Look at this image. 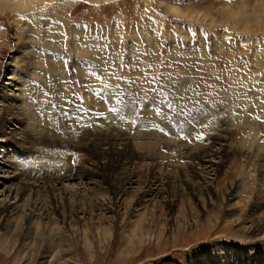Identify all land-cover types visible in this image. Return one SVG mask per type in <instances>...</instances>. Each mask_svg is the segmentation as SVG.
I'll return each mask as SVG.
<instances>
[{
  "label": "rangeland",
  "instance_id": "rangeland-1",
  "mask_svg": "<svg viewBox=\"0 0 264 264\" xmlns=\"http://www.w3.org/2000/svg\"><path fill=\"white\" fill-rule=\"evenodd\" d=\"M2 56L5 58L1 64L4 67L0 72V84L9 80L7 76H18L17 86H23L26 92H30L25 93L28 96L35 95L47 79L46 74H50L49 66L57 61L58 74L61 75V78H57L60 81L57 78V81H48L47 86L75 91L85 109L103 114V118H117L124 122L126 117H135L133 114L136 112L150 114L154 111L156 114L159 108L162 114L158 118L161 119L162 116H173L174 102L177 106L198 109L193 118L199 121V132L192 131L190 136L187 135L188 139H169L171 135L165 134L166 130L158 125L160 131L155 126V130L168 135L167 138L164 136L166 141L161 144L165 152L171 151L170 155L164 157L166 163L169 162L165 170L171 175L183 174L179 177L183 181H186V166L179 157L183 151L179 145L191 144L201 138L203 142L211 139L216 134L208 131L216 122L227 120L225 125L239 131L224 142L226 147L233 149L224 155L220 168L218 164L217 176H212L215 179L212 180L209 200L213 204L201 207L196 199L192 200L193 203H187L188 210L193 208L192 212H198L199 218L178 223L182 227L180 232L176 231L178 226L165 224L157 212L159 226L158 230H154L157 238L153 233L150 237L146 235L149 240L139 245L128 241V237L133 236L131 230L136 223H132L122 213L123 210L118 221L110 218L106 223L96 224L95 219L88 216L94 213L88 203L93 200L95 187L112 185L126 170L131 173L129 175L144 171L145 164L153 157L141 154L143 151L138 147H142V143L126 146L112 141L105 144L103 140L90 138L88 140L94 142L86 149H75L69 155L68 152L63 153L62 158L53 157V152L48 153L51 151L49 149L62 148L51 144L45 137L36 144L37 147L40 145L37 152L27 144L0 147V201H16L23 206L28 199V192L20 199L15 197L17 182L7 177L13 175L10 166L17 161L27 167L34 165L33 174H27V177L24 172L21 174L23 178H29V181L40 186L51 181L55 188H60V193L54 196L58 201L55 205L61 212L60 216H67L70 201L84 202L86 205L85 217L82 215L81 221L77 219L70 224L77 235L59 240L63 250H71L63 254V259L70 260L67 264H72L73 259L78 264H83L84 260L87 264H195L207 262L209 253L217 251L214 244L222 240L232 244L242 263L264 264V235H251L233 222L237 217L254 213L253 208L258 205L264 208V185L261 182L264 178V0H0V60ZM206 59L214 61L211 66L200 65L199 62ZM28 78L37 79L38 83H31ZM230 87V90L240 89L244 95L236 97V100L229 99ZM123 89L141 92L142 98L135 108L121 110L118 95ZM175 89H180V96ZM152 92L159 93L160 103L152 102ZM181 96L190 99L181 100ZM209 101L211 106L207 105ZM236 101L237 106H242L239 110L235 106ZM3 104L0 98V106ZM166 105H172L171 112ZM257 106L261 110L255 108ZM253 108L256 111H252ZM0 115L4 120L9 116L7 112H0ZM166 117L161 120L172 121ZM11 121L15 129H25L27 121L21 116ZM139 121L140 118L136 123H130L132 132L136 124L140 129L146 122ZM1 138L4 141L5 138L0 135ZM171 139L177 140L174 143L178 145L166 146ZM235 145L241 149L234 151ZM195 156L199 157L197 153L190 157ZM218 159L213 158L215 162ZM199 161L196 159L192 163L198 171L202 166L197 163ZM93 162L95 168H88ZM64 168L68 169L65 174ZM70 172L73 173L72 177H67L66 174ZM59 174L65 177L53 179ZM235 180L236 188L232 192L236 195H230L229 201H226L225 196L221 197L218 192ZM46 183L44 185L47 186ZM178 183L180 187L183 186L182 181ZM136 186L138 184L135 183L132 188ZM8 187L10 192L6 190ZM42 192L39 201L44 205L49 204L51 198L45 190ZM158 199L155 201L158 202ZM230 203L237 205L235 211L229 210ZM105 211L107 215L112 214V211L111 214ZM71 218L75 219L73 216ZM22 222L21 217L19 223ZM246 225L249 226V222ZM93 226L101 230L102 242H97L96 235H91L92 243H84L80 228L90 230ZM29 242L22 240L20 233H13L7 245L13 243L12 246L21 251V246ZM40 251L33 252L30 255L33 257L24 264H48V258H40ZM209 257L216 259V256ZM9 258L4 260L2 257L0 264H10L12 261Z\"/></svg>",
  "mask_w": 264,
  "mask_h": 264
},
{
  "label": "bare ground",
  "instance_id": "bare-ground-1",
  "mask_svg": "<svg viewBox=\"0 0 264 264\" xmlns=\"http://www.w3.org/2000/svg\"><path fill=\"white\" fill-rule=\"evenodd\" d=\"M243 22L247 23L245 19H243ZM4 58L2 56L0 60V72L3 70V67H4V65H1ZM213 62L214 61L211 59H206L204 61L202 60L199 63L201 66H204V65L211 66L210 64H212ZM43 64L45 65V63ZM58 66H59V63L57 61H55L53 64L49 66L50 74H46L45 77H47V79L43 81L40 90L35 95L28 96L25 93H30V92H26L23 86L22 87L17 86V82L19 80L17 78L18 76L17 77H11L12 75L7 76V79L9 80L5 82L4 81L1 82L0 98L3 99L4 106H0V112L1 113L7 112L9 116L7 120H4L2 116L0 115V135L3 136V138H5L4 141L2 140V138L0 139L3 141V142L1 141L0 147L3 146L4 148H8V146L10 145H13V146L22 145L23 146V144L24 145L27 144L26 146L33 148L32 150H36L40 146L38 145L37 147L36 144H39V141H41V138L45 137L46 139L50 140L51 144H54L57 146L59 145L62 148V149H49L51 151L48 153L53 152L51 154L53 157L62 158L61 155H65L63 153L68 152L67 155H69L75 149L77 150L86 149V147H88L90 144H92L96 140H103L105 144H110L113 142H117L118 144L123 143V145H126V146H134L136 143H142L143 146L140 148L138 147L139 150L143 151L141 152V154L144 153L147 156L153 157L149 161V163L145 164L146 168L144 169V171L142 173L129 175L130 172L126 170L122 172L121 176H119L116 182L113 183L112 185L109 183L108 185L103 184V185L97 186V188L95 187L94 196L92 198L93 200L89 199L92 202L88 203L90 206L91 212H94L93 214L88 215V216L92 220L95 219L94 223L96 224H98L99 222H102V224L106 223L107 222L106 220L110 218L114 219L115 221H118V218L120 217L122 213L126 214L127 218L132 223L133 221L136 223V225H133V229L131 230L132 231L131 235H133L134 237L133 236L128 237L129 238L128 241L133 242L136 245H139L140 243H143V242L146 243L149 240L146 238V235L150 237L153 233L154 238H157V234L155 233L154 230L156 229L158 230L157 228L159 226L157 225L158 214L159 216H162L160 218L161 219L163 218V222H165V224H170V225L173 224V225L178 226L176 231L180 232L182 231L181 230L182 227H180L178 223L182 224L183 222L185 223L190 220H194L196 219V217L199 218V215H197L198 212L196 213L192 212L193 208H189L188 210L187 203L196 199V200H199L201 207H204V205L207 207L208 204H213L209 200V196H212L210 195L212 193L211 189H213L212 180L215 179V178H212V176L213 177L217 176L218 164L220 168L221 166L220 162H222L224 155L232 151L233 147L232 148L226 147V143L224 142H226L227 139L230 140L231 138L229 139V137L230 135L232 136L233 133H239L237 128H232V127H228L229 125L228 126L225 125L227 120L223 121V123L216 122L217 125L215 123L214 126L212 127L210 126L209 131H208V132H211L210 134H212L213 132H215L216 134L214 137H212L211 135L212 137L211 139H208L206 142H203V138H201L202 140L197 139L193 141V143L191 144L185 143V144L179 145V147H181V150H183L181 151V153H179V157L181 156L180 157L181 161H183V164L186 166L185 168L186 173L184 174L186 181H183L182 178L181 179L179 178L180 176L183 175L180 172H179L180 173L179 175H176V174L171 175L169 174V171L165 170V166L169 165V162L166 163V158L164 157L168 156V154L171 151L167 153L168 151L166 150L167 152H165L161 144H163V141H166V138L169 135V133H171L170 134L171 136H168L169 139L171 137V138L179 140L181 139L180 137H181L182 132L183 134H186V136L187 135L190 136L191 135L190 133L192 131L194 132L198 131L199 121L197 118H195L197 126H193L186 122L190 117L193 118V114L197 113L198 109H195L194 107L185 108L184 116L176 117L177 119H183L185 121V123H183L180 127L174 124L173 120L170 122L165 121V119L161 120L166 116L164 117L162 116L161 119H159L158 118L159 116L153 113L154 111L150 114H143L140 111L139 112L135 111L136 113L133 114L135 117H130V116L129 118L126 117V120L124 122L123 120L122 122H120L121 119L120 121H118L117 118L116 119H112L109 117L103 118L102 117L104 116L103 114H98L89 109H85V107L78 101L79 98L75 91H72L70 89L63 90L56 86H53V87L47 86L48 81H51V82L57 81L56 78L57 77L59 78L61 76L58 74L59 73ZM236 78L238 79V77ZM28 79H30L31 83H34V84L38 83L37 79H34V78H28ZM58 81H60V79H58ZM29 87L31 88V86ZM231 87L229 88V99L231 98L232 100H236V97L244 95V92L240 91V89L230 90ZM176 91L177 93H179L180 89H175V92ZM230 91H233V92H230ZM180 93L177 95L180 96L181 95ZM260 94L262 95V93ZM150 95L152 98L151 99L152 102L160 103L162 101V100L161 101L159 100V93L152 92V94L150 93ZM118 97L121 98L120 100L121 110H124L125 108H128V109L135 108L139 100L142 98V94L140 91H137V90L123 89L120 91V94L118 95ZM187 98L189 97H186V99ZM171 100H173V98ZM165 101L163 102L166 103ZM173 104L175 108L173 112V116H175L177 105L175 104V102ZM235 104L238 110L242 108V106H237L239 105L237 101L235 102ZM207 105L211 106L212 104L209 101ZM259 105H262V104H259ZM166 106H165V110H166ZM258 106L255 108L259 109L260 106L259 107ZM253 109L251 110L256 111V109L255 110ZM20 116L24 119V121L25 120L27 121V123L25 122L24 124L25 129L21 131L12 127L13 124L11 121V119H14V118L20 119ZM138 118H140L139 123H141L143 120H146V122H144V125L145 124L146 125L144 126L142 123L144 127L142 126L139 129V127H137V124H136L135 130L132 132L130 126L131 124H133V122L136 123L138 121ZM156 118L158 119L155 121L154 119ZM148 121L149 123H147ZM154 122L155 123L157 122V123L155 124ZM158 125L163 130H166V132L165 131L164 132L165 134H168L167 136H165V134L160 132L162 130L158 127ZM155 126L156 128H159L160 131L159 129L155 130ZM133 128L134 126L132 125V130ZM26 129H29V130H26ZM202 129L204 130V128ZM24 134H27L28 136ZM254 135L256 136V133ZM90 138L94 141L92 142L89 141ZM83 139H86V140L82 141ZM174 139L173 141L171 139L169 143L167 140L168 144L166 143L167 144L166 146L174 147V145L176 144L178 145V143L176 144L174 143L175 141H177ZM49 140H48V143H49ZM87 140L90 143L87 144L88 142ZM240 149H241L240 146L235 145L234 151L240 150ZM37 151L38 150H36V152ZM44 151L45 150H43V152ZM193 153H197V156L199 157H196V156L194 158L190 157ZM213 158L214 159L219 158L218 162H215ZM177 159L178 158H176V160ZM196 159L200 160L197 163L202 165L199 171L195 170V168L192 166V163L195 162ZM13 164L15 165L10 166L13 169L12 171L13 175L7 176V177L10 179H15V181L17 182V186L14 188L15 197H18V199H20L21 196L24 195L25 192H28V194H26L28 195V199L25 200L26 203L23 206L19 205L16 201H13V202H9L6 200L0 201V220H2V223L0 225V253L2 254L3 259L5 260L10 257L12 264H24L27 260H30L31 257H33V255L30 256L33 252H35L36 250H38L39 252L41 250L40 258H44V257L48 258V262H47L48 264H67L66 262L70 260L63 259V256L65 255L64 254L65 252L67 251L69 252L71 250H63L60 246L61 243L59 242V240L62 238L64 239V237H67V236L73 237L77 235V232L71 229L70 224L72 223V221H75L77 219L81 221L82 215L85 217L86 205L84 206L83 204L84 202L74 203L69 200L70 202L68 203V205L70 207L68 208L69 210L67 211V214H66L67 216L65 217L60 216L61 212L58 211L59 208H56V205H55V202L58 203V201L56 200V198H54V196L55 197L57 196V193H60L59 191L60 188L59 187L55 188L53 186V182L51 181H50V184H47L45 182L47 186L44 185L45 183L42 186H40L39 183L29 181L28 180L29 178L28 179L23 178L21 174L24 172H26L24 173L26 176L27 174L28 175L33 174V172L35 171L33 169L35 168L33 167L32 169V166L34 165H32L31 167H27V166L21 165L17 161ZM87 164H89V161L87 162ZM90 165L92 166L91 167L89 166L88 168L90 169L95 168L94 162ZM55 168L57 169L58 166H56ZM66 170L68 169H65L64 174ZM201 171H203L204 173L201 174ZM262 173H263V170H262ZM72 175H73L72 172H70L69 175L66 174L67 177H72ZM74 175H76V173ZM63 177L65 176L59 174L58 176H54L53 179L54 178L60 179ZM206 179H209V180L205 181ZM180 181L183 182L182 183L183 186L181 187L179 186V183H178ZM261 182H262V185H264V178L261 180ZM135 183L138 184V186H136V188L133 189L132 185ZM235 188H236V180L227 184L225 188H223L222 190H219L218 194L221 197L225 196V200L229 201L228 197L230 195L231 197L234 196L235 192H232V191L233 190L235 191ZM9 189L10 187L6 188L7 192H10ZM42 190H45L46 195L51 198V201H49V204L44 205L43 203L41 204V202L39 201L40 193L42 192ZM91 193H93V189L91 190ZM156 198H159L157 200L158 202L155 201ZM229 205L231 208V209L229 208V210L235 211L237 209V205L234 206L231 203ZM196 206L197 205H195V207ZM46 208L49 209L48 211L49 215L46 212ZM253 209H254L253 211L254 213L248 214L244 217H237L233 220V222H235V225H237L240 229H245L247 233L249 232L251 233V235H255L256 237H258L261 234L264 235V214H262L264 213V208L262 205H258L254 207ZM105 210H107V212H110V214L112 211V214L107 215ZM121 210H123L122 213H121ZM255 213L257 214L254 215ZM72 216L75 217L74 220H72L71 218ZM229 216H232V215H229ZM21 217H22L23 222L19 223ZM248 222H249V226L246 225ZM20 224H22V226ZM80 229H81V232H80L81 240L84 243H90V244L92 243L93 240H91V235L92 236L96 235V238H98L97 242L99 243L102 242L101 230H96L94 226L90 230L86 228H80ZM105 229L106 231H108L107 226H105ZM1 230H3L2 233H1ZM13 233H20L22 240H30L29 244L24 245V247L21 246L22 248L21 251L16 249V246H12L13 243H11L12 245L10 246L7 245ZM15 238L16 237L14 236V239ZM222 241L221 242L218 241L214 244L215 248L217 249L216 252L209 253V256H216L215 257L216 259L213 260L212 258L208 256L206 260L207 262L200 261V262H195V264H205V263L208 264L209 262L210 264H228V263L229 264L230 263L231 264H244L240 260H238V257H237L238 252L232 249L231 247L232 244L228 242L225 243L224 241L223 242ZM2 257H0V260H2ZM76 261H77L76 259L75 260L73 259L71 262L72 264H78V262ZM83 264H87V262L84 260Z\"/></svg>",
  "mask_w": 264,
  "mask_h": 264
},
{
  "label": "snow or ice",
  "instance_id": "snow-or-ice-1",
  "mask_svg": "<svg viewBox=\"0 0 264 264\" xmlns=\"http://www.w3.org/2000/svg\"><path fill=\"white\" fill-rule=\"evenodd\" d=\"M147 11V9H146ZM225 31H227V29H225ZM229 43H231V40L228 41ZM161 88V91H163V86L160 85L159 86ZM181 100H184L186 99L185 97H180ZM167 107L169 108L170 112H171V109H172V105H167ZM112 109H110L111 111ZM184 113H185V108L182 107V106H177V112H176V116H172L171 114L168 115V119H172L173 120V123L176 124L178 127H180L183 123H185V121L183 119H177L176 117H183L184 116ZM156 114L159 115L160 114V109L157 108L156 109ZM187 123L193 125V126H197L196 125V120L195 118H192L190 117L187 121ZM171 133H169L170 135ZM181 139H188V137L186 136V134H183V132L181 133Z\"/></svg>",
  "mask_w": 264,
  "mask_h": 264
}]
</instances>
